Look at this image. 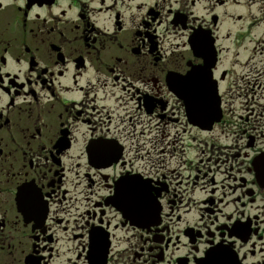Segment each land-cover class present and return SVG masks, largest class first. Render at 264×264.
Masks as SVG:
<instances>
[{
  "label": "flooded vegetation",
  "instance_id": "flooded-vegetation-1",
  "mask_svg": "<svg viewBox=\"0 0 264 264\" xmlns=\"http://www.w3.org/2000/svg\"><path fill=\"white\" fill-rule=\"evenodd\" d=\"M261 99L264 0H0V264H264Z\"/></svg>",
  "mask_w": 264,
  "mask_h": 264
},
{
  "label": "rangeland",
  "instance_id": "rangeland-1",
  "mask_svg": "<svg viewBox=\"0 0 264 264\" xmlns=\"http://www.w3.org/2000/svg\"><path fill=\"white\" fill-rule=\"evenodd\" d=\"M241 13V10L237 11V14ZM235 22L234 20H229L227 21L223 27H222V33L226 34L228 33L230 30L233 31L235 30V26L233 25ZM238 27L239 28L242 23H238ZM261 101H263L261 99ZM264 102V101H263ZM259 110V108H257V111ZM241 114H245L243 112H241ZM162 146L161 144H156L154 149L150 148L148 145L145 146L144 148V154L147 157V159L142 160V159H133L132 162L137 165V166H141V167H147L149 165H154L155 169L154 170H159L162 171L161 169L166 168V167H179L180 164L182 163L181 161H179V159L174 158V159H168L166 157H164L160 152H161ZM148 151H150V153L148 154ZM131 156H135V152L131 153ZM134 165V167H135Z\"/></svg>",
  "mask_w": 264,
  "mask_h": 264
}]
</instances>
